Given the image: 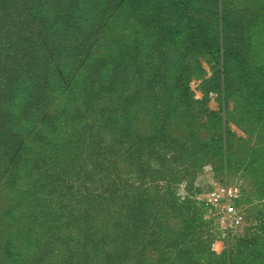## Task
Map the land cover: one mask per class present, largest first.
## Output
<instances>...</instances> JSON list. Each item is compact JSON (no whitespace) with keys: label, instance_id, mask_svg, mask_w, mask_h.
Instances as JSON below:
<instances>
[{"label":"rangeland","instance_id":"1","mask_svg":"<svg viewBox=\"0 0 264 264\" xmlns=\"http://www.w3.org/2000/svg\"><path fill=\"white\" fill-rule=\"evenodd\" d=\"M210 1L0 0V264L239 262L264 214V5Z\"/></svg>","mask_w":264,"mask_h":264},{"label":"trees","instance_id":"2","mask_svg":"<svg viewBox=\"0 0 264 264\" xmlns=\"http://www.w3.org/2000/svg\"><path fill=\"white\" fill-rule=\"evenodd\" d=\"M258 1H261L263 3L236 4V5H264V0H258ZM209 4L217 7L216 14L218 15V9L220 5L225 4V0H211ZM133 22H135V20H133ZM136 22L138 23V19ZM154 25H155V19H153V17L151 16L148 19V24H147V26H152L153 28L152 30H149L152 32L150 36H157L161 28L159 24H156L155 27ZM133 35L138 36L140 34H138V31L135 30V33H133ZM225 43H226V36H225V33L222 31L221 36H219V38L213 43H210V45H211V48L217 53L218 56L220 55L221 57L223 56L225 57V54H226ZM222 75L225 76L226 71L222 72ZM122 120L126 121V123L129 121L127 109H125V114L123 113ZM155 122H158V120L157 119L155 121L149 120V122H147V125H149V127H152L154 131L158 134V132L155 130L156 129L154 125ZM127 124L130 125V123H127ZM131 126H133V124H131ZM252 162L255 163L254 160ZM256 230L257 232H256L255 237L251 238L250 240H244L242 243H240L241 248L239 250V253L242 257L241 259L238 258L239 262L237 264H264V214L261 216L260 219L257 220ZM121 235L123 236V234ZM122 243H124V241ZM225 259H226L225 264H236L231 250L229 251L228 255L225 257Z\"/></svg>","mask_w":264,"mask_h":264},{"label":"crops","instance_id":"3","mask_svg":"<svg viewBox=\"0 0 264 264\" xmlns=\"http://www.w3.org/2000/svg\"><path fill=\"white\" fill-rule=\"evenodd\" d=\"M225 3H231V4H259L263 3L258 0H225Z\"/></svg>","mask_w":264,"mask_h":264}]
</instances>
